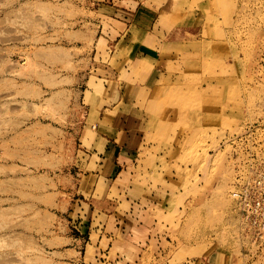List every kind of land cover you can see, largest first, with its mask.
<instances>
[{
    "label": "rangeland",
    "instance_id": "374dc122",
    "mask_svg": "<svg viewBox=\"0 0 264 264\" xmlns=\"http://www.w3.org/2000/svg\"><path fill=\"white\" fill-rule=\"evenodd\" d=\"M103 3L0 0V264H264V0Z\"/></svg>",
    "mask_w": 264,
    "mask_h": 264
},
{
    "label": "built area",
    "instance_id": "2783aa9c",
    "mask_svg": "<svg viewBox=\"0 0 264 264\" xmlns=\"http://www.w3.org/2000/svg\"><path fill=\"white\" fill-rule=\"evenodd\" d=\"M248 174V175H247ZM232 197L253 244L264 247V173L246 169L240 176Z\"/></svg>",
    "mask_w": 264,
    "mask_h": 264
},
{
    "label": "crops",
    "instance_id": "0c3cea01",
    "mask_svg": "<svg viewBox=\"0 0 264 264\" xmlns=\"http://www.w3.org/2000/svg\"><path fill=\"white\" fill-rule=\"evenodd\" d=\"M102 3L104 2V0H100ZM106 1H109V2H106V4L105 3H103L102 5H100V6H107V4L109 3V4H111V5H113V6H109L108 5V7H110V8H114L115 10H117V11H119L121 8H119L118 9V6H120V7H125L124 6V2H126V0H106ZM133 2V1H132ZM134 3H136L137 4V6L138 7H136V8H139V11L137 12V15L139 16V17H141V16H143V15H145V14H147V12H145V11H143V9L145 8L144 7V4L142 3H139L138 1L136 2V1H134ZM142 5V6H141ZM140 6V7H139ZM136 10V9H135ZM133 11V10H132ZM142 13V14H141ZM120 131H121V129H120ZM123 131V130H122ZM118 133H119V135H121L122 134V132H119V130H118ZM105 150H104V153L102 152V154H103V161L104 162H106V163H108L109 164V169H116V168H118V170L121 168V166H119V165H121V162H120V159H121V149L120 148H118L117 146H112V143L111 142H107L106 144H105ZM116 153L119 155V157H117L116 158ZM105 167V165L103 164L102 166H100V168H104ZM93 226V225H92Z\"/></svg>",
    "mask_w": 264,
    "mask_h": 264
}]
</instances>
